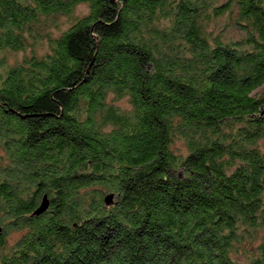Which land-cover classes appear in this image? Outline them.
<instances>
[{"label":"trees","instance_id":"trees-1","mask_svg":"<svg viewBox=\"0 0 264 264\" xmlns=\"http://www.w3.org/2000/svg\"><path fill=\"white\" fill-rule=\"evenodd\" d=\"M29 49L0 264H264V0H0V51Z\"/></svg>","mask_w":264,"mask_h":264},{"label":"rangeland","instance_id":"rangeland-1","mask_svg":"<svg viewBox=\"0 0 264 264\" xmlns=\"http://www.w3.org/2000/svg\"><path fill=\"white\" fill-rule=\"evenodd\" d=\"M87 10H88V6L85 4H81L77 9L78 13H80V14L86 12ZM64 21H66V19ZM228 22H229V16L225 15L219 20V22H218V24H216V26H217V28L218 27L222 28L223 26L225 28H227ZM231 26L232 25H230V27L227 29L228 30L227 34L232 35L234 37L240 36L241 32L238 29H235L234 27H231ZM27 53H31V50L29 49L27 52H24V51L12 52L10 50L9 51L8 50L0 51V71H3L6 66L14 64L18 60H21L24 57V55ZM262 90H263V88L259 89V91H262ZM117 103L128 106V100L126 98L118 99Z\"/></svg>","mask_w":264,"mask_h":264},{"label":"water","instance_id":"water-1","mask_svg":"<svg viewBox=\"0 0 264 264\" xmlns=\"http://www.w3.org/2000/svg\"><path fill=\"white\" fill-rule=\"evenodd\" d=\"M115 199V194L114 193H109L105 196V202L106 204H112ZM50 206V199L47 194H45L41 200V203L39 207L36 209L35 214H42L45 212Z\"/></svg>","mask_w":264,"mask_h":264}]
</instances>
